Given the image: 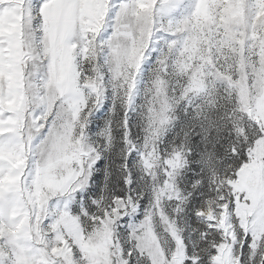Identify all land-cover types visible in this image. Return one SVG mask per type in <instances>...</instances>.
I'll use <instances>...</instances> for the list:
<instances>
[{"label":"clouds","instance_id":"clouds-1","mask_svg":"<svg viewBox=\"0 0 264 264\" xmlns=\"http://www.w3.org/2000/svg\"><path fill=\"white\" fill-rule=\"evenodd\" d=\"M208 7L207 20L193 14L190 19L180 20L173 29H169L174 31L175 38L170 41L165 38L164 42L157 46L161 49L158 53L159 66L149 61L145 63L147 75L142 76V79L145 84L151 85L147 89L151 93V98L145 99L143 104L149 113L153 133L158 134L156 148L159 149L163 145L169 149L176 144L183 154L184 174L199 177L194 184L203 189L199 195L205 198L199 209L203 216L198 218L197 228H204L210 218H215V225L210 226L215 228V232L209 231L208 234L213 236L219 234L223 237L220 222L226 214L225 223L231 226V230L238 237L241 218L236 216L235 210H229L234 196L229 178L235 170L236 160L239 159L236 150L244 148L259 130V125L248 115L251 104H246L245 96L253 98L254 94L264 95V54L261 55L259 70L253 68L255 62L251 59L255 44L248 47L247 57L243 55L244 41L248 39L250 17H233L228 12L229 5L209 4ZM220 8L225 11H218ZM217 17H221L222 21ZM122 22L121 16L118 25ZM152 28L150 18L137 23L132 30L136 47H142L146 43L147 34L152 32ZM125 31L127 30L119 26L115 31L105 27L99 40L95 35L89 40L86 56L77 59L80 53L74 50L73 78L77 83L83 76L86 82L102 81L105 88H111L113 85L122 87L119 84L120 70L123 69L125 72L129 70L125 63V53L133 45V40L123 34ZM24 43L29 49L27 56L30 58L26 68L30 126L33 125L31 121L33 113H42L45 117L52 116L50 133L41 134L37 129L32 134L34 138L41 135L43 138L27 157L29 171L37 173L42 188L45 178L52 170L50 165L62 155L65 145L75 149L81 143L92 146L99 144L95 152L89 153L84 163L95 158L96 153L102 154L106 160L123 154L124 147H118L116 142L119 133L114 130L113 149L106 153L103 138L92 127L93 121L89 116L98 98L89 89L81 87L78 91L71 92L58 84L51 58L46 52L38 51L28 25L25 26ZM260 43L261 52L264 53V40ZM38 65L42 68L39 79ZM75 69H78V72ZM194 77L200 81L201 87L198 90L192 88ZM124 79L127 80V77ZM80 93H83L82 97ZM77 101L78 103H74ZM81 103H86L89 107L88 112L80 107ZM121 103L123 104V100ZM209 119L212 121L211 124ZM43 127L41 124L40 128ZM260 135L264 136V132H260ZM152 139L156 141L157 136L152 135ZM209 156L213 160L212 166H209ZM233 156H236V160L232 159ZM80 169L81 165H75L76 180L80 179L77 174ZM136 169L143 173L139 161L134 162V170ZM55 174L62 180L65 169L57 167ZM138 187H143L145 194H148L149 181L145 179L143 183H138ZM186 190L195 192L196 188L186 186ZM98 195L101 198L96 204L95 211L105 213V219L94 225L83 222L85 231H88L92 244H102L111 250L115 264H127L126 261H121V247L136 248L142 245L143 233H130L123 223L117 222L119 216L115 210L113 218H108L105 209L112 203H116L117 207H121L123 203L113 200L114 189H105ZM163 206L172 216L173 205L166 203ZM173 220L177 236L183 235L185 229L191 231L183 218L173 216ZM37 228L39 230L36 231L34 239L24 237L20 240L22 250L29 255H46L48 264H68L63 257L69 255L68 248L80 242L78 235L69 236V244L65 246L63 253L53 255L51 248L55 242L48 225L43 227L37 225ZM157 235L164 250L168 252L176 250V241L169 228L158 226ZM200 240H203L202 236ZM12 243L6 240L0 245V254L10 253ZM208 243L211 244L212 241ZM151 251L155 253L156 249L152 248ZM169 264H172V261Z\"/></svg>","mask_w":264,"mask_h":264},{"label":"snow or ice","instance_id":"snow-or-ice-1","mask_svg":"<svg viewBox=\"0 0 264 264\" xmlns=\"http://www.w3.org/2000/svg\"><path fill=\"white\" fill-rule=\"evenodd\" d=\"M98 7L90 3V0H24L20 10L23 15V26H30L33 42L38 46V51L46 52L52 61L57 56L61 59L66 56L74 57V50L80 53V57L77 59L83 58L87 55L89 40L94 35L99 40L105 27L115 31L119 26L127 30L123 34L126 32L133 34L132 30L138 22L150 18L154 35L152 34V39L148 41L146 63L150 59L159 62L158 53L161 49L157 46L163 43L165 38L169 41L175 38L174 31L169 29H173L180 20L190 19L197 10V3L196 0H106L102 20L95 26H90V21L99 15ZM3 9L4 5H0V13L3 12ZM121 16L123 22L118 25ZM261 40H264V35L258 42L260 48ZM23 44L22 40V46ZM7 47V43L0 44V49ZM133 47H136L135 38H133ZM128 51L125 53L126 56ZM153 52L157 54L153 56ZM140 67L142 75L143 64ZM41 72L42 68L38 65L37 75L39 78H41ZM86 83L88 82L84 80L83 76L77 83L73 74H70L63 89L75 92L82 87L88 90L83 87ZM108 94L105 92L103 101L97 100V107L91 114L92 116L104 110L105 102L110 99ZM14 103V95L4 91L3 83L0 82V156L5 157L4 161H0V233L3 234L0 238V245H3L6 240L13 242L10 253L0 254V264H35L32 255L22 250L20 240L29 237V235L34 239L36 231L39 230L37 225L43 227V221L47 220L55 242L53 247H56L65 237L61 224L69 214L78 219L88 241L87 245L77 242L71 246V264H101L100 258L88 252V246H94V244L90 242L91 237L88 235V231H85L83 222H86L87 225H94L104 221L105 213H96L95 209L101 198L98 194L108 188L115 190L114 201L123 202L121 207L112 203L105 209L108 218H113V210H115L119 216L117 222L123 223L130 233H143L142 245H138L136 248L121 247V261H126L127 264H169L176 250L168 252L163 249V258L161 259L148 246L144 230L149 223L156 232L158 226L170 229L174 226L173 216H175L183 218L191 229L196 226L197 237H203V240H193L190 234L182 235L185 241L183 245L186 257L184 264H214L217 249L225 243L227 238L219 234L215 236L208 234L209 231L215 232V228L210 227L215 225V218L210 219L204 228H197L198 218L203 216L199 209L205 197L199 195L203 189L194 184V181L199 177L184 174L183 154L176 144L168 149L164 159L176 162L174 164L176 171H169L168 176L173 177L172 183L179 199L162 201L159 193L154 192L152 188L149 187L148 194H145L144 188L138 187L139 178L133 169L134 162L139 161L144 137H141L140 142L136 141L131 114L125 116L122 110L119 113L120 140L123 143L126 135L129 147L132 144L136 145L135 152L127 151L118 157L119 167L126 171L121 174L120 170L106 166L103 173L104 179L101 180L97 169L104 157L102 154L96 153L95 158L84 163L82 173L80 170L77 172L80 176L79 180L65 181L62 179L57 187L45 189L42 188L37 173L29 171L27 157L38 147L39 140L43 138L42 135L34 138L32 134L37 129L41 134L50 133L52 116L45 117L42 113H33L31 115L33 125L30 126V109H28L27 101L24 107L18 105L13 107ZM118 107L111 103L107 112L112 114ZM260 108L264 109V103H261ZM250 110L253 115L258 114L255 104L250 106ZM53 115H55L54 112ZM46 120L47 122H45ZM211 123L212 121L209 119V124ZM41 124L44 125L42 129L40 128ZM261 128H264V124L259 125L257 135L250 138L244 148L236 150L239 159L236 160V156L232 157L233 160H236V165L233 175L229 178L230 182L237 183L236 173L245 165L252 166L255 157L249 159L247 150L251 149L257 140L264 139V136L260 135ZM81 147L88 153L93 152L94 149V146L85 143H81L75 149H70L69 145H65L62 155L50 167L58 166L60 158L69 152L80 154ZM97 156H99L98 160ZM16 161L23 162L24 167L17 168ZM208 162L209 166H212L211 156H209ZM168 176H160L158 182L161 186ZM11 178H15V182H12ZM245 184L247 190L239 195L242 200L247 198L246 202L250 213L248 223L251 227L247 232L240 228V234L236 237L237 242L231 246L232 264H264V167L253 170L245 178ZM186 186L195 187L196 191L190 192L186 190ZM145 198L148 203L143 205L142 201ZM236 199L234 195L232 203L229 205L230 211L235 210L236 212ZM28 202L31 204L30 209H28ZM166 203L173 205L172 216L163 206ZM21 208L29 211V218L24 231L18 233L16 229L21 222V217L17 216L16 219H12L11 216ZM142 208L143 212H141ZM125 221L126 223H124ZM209 241L212 243L209 244ZM46 264H48V260ZM103 264H115V261L111 256L106 255Z\"/></svg>","mask_w":264,"mask_h":264},{"label":"rangeland","instance_id":"rangeland-1","mask_svg":"<svg viewBox=\"0 0 264 264\" xmlns=\"http://www.w3.org/2000/svg\"><path fill=\"white\" fill-rule=\"evenodd\" d=\"M24 0H0V5H4L3 12L0 13V44L7 43L8 47L0 49V82L3 83L4 91L14 95L13 107L17 105L24 107L25 102L28 101V96L26 93L27 88V78L28 73L26 68L28 67L29 57L27 53L29 49L25 45L22 46V40L24 41L25 27L23 26V15L21 13V6L23 5ZM90 3L99 6L98 12L99 15L96 16L92 21H90V26L96 25L97 21L102 20L103 18V7L106 5V0H90ZM197 10L194 14H198L201 19L207 20L209 15V4H222L229 5L228 12L233 17L239 16L240 18L250 17L249 24L250 27L247 31L248 39L244 41L243 46V55L248 56V47L255 44L256 46L252 48L251 59L255 62L253 65L254 69L259 70L261 55L264 54L261 52L259 46V40L262 35H264V0H196ZM220 12H224L225 9H218ZM222 21L221 17H217ZM255 29V30H253ZM111 30V29H110ZM223 31V29H220ZM152 32L147 34L146 43L142 47H133L129 48L128 55L125 58V63L128 66V71L125 72L123 69L120 70V79L119 84L122 87H117L113 85L111 88H105L103 82L95 83L88 82L83 87L88 88L94 96H96L100 101H103L105 92H108L110 99L105 102V108L100 113L95 114L94 116L90 115L89 119L93 121L92 127L97 131L99 136L104 140V150L106 153L110 152L113 149V138L114 130L116 133H120L121 125L119 123V113L122 110L124 115L127 116L131 114L133 120V131L136 133V141L140 142L141 137H144V143L141 144L139 163L143 168V173H140L138 169L133 171L138 176V183H143L145 179L149 181V187L158 192L162 201H167L169 199H179L178 194L176 193L173 186V177L168 176L169 171H176L174 164L175 161H169L164 159L165 153H167L168 148L161 145L159 149L156 148L158 143V134L153 133L152 127H150L149 113L144 107L143 101L145 99L151 98V93L147 91L151 87L150 84H145L142 76L147 75L145 58L148 51V41L152 39ZM130 40H133L134 36L132 33H125ZM167 51V49H164ZM157 53L153 52L152 55L155 56ZM53 62V67L57 73V82L63 87L66 83L70 74H73L74 71V57L66 56L61 59L59 56L55 58ZM154 63L159 66V62L154 59H150L149 63ZM143 64V73L141 75V65ZM165 72L167 68L164 69ZM78 72V69H75ZM127 77V80L124 79ZM37 79L39 76L37 75ZM251 83V81H250ZM201 87L200 81L193 78L192 88L193 90H198ZM81 97L83 93H80ZM97 100L95 101V107L91 108V114L94 112L97 107ZM123 100V104L121 101ZM246 104H255L258 109V114L253 115L252 111L248 109V115L252 120H255L258 125L264 124V109L260 108L261 103H264V95L254 94L253 98H248L245 96ZM74 103H78L74 102ZM111 103L118 105L119 107L112 114L107 112V109L111 107ZM80 107L83 108L85 112L89 111V107L86 106V103H81ZM142 115H139L141 114ZM77 118L78 113H77ZM261 131L264 132V128H261ZM157 136V140L153 141L152 135ZM116 142L118 147H124L125 151H136V145L132 144L129 147V142L127 136L125 135L124 142L120 140V136H116ZM173 146V145H172ZM99 147V144L94 146L95 148ZM249 152V159L253 160V164L250 167L245 165L236 173L238 182L229 183L232 186L233 194L236 196V216L241 218L240 227L249 231L250 224L248 223V216L250 215L248 211L247 198L241 199L239 193H242L247 190V185L245 184V178L251 174L253 170L259 167H264V139L257 140L255 145L247 150ZM123 152V153H124ZM122 154H117L112 157V159H103L99 163L97 169L98 174L101 177V180L104 179V170L106 166H111L113 169L121 171H126L119 167L120 161L118 159ZM89 153L83 150L81 147L80 154L75 152H69L68 154L62 156L59 161L58 166H54L52 170L48 173L44 181V188L57 187L61 178L55 174V169L57 167H63L65 169V175L63 180H73L76 179L74 175L75 165H81L80 172L83 171L84 160L88 158ZM99 156H97V160ZM126 159V157H125ZM5 157L0 156V161H4ZM159 162V164L157 163ZM167 165V167H165ZM17 168H23L24 164L21 161H16ZM71 169V171H69ZM161 175L168 176V179L165 180L163 186L159 184V178ZM156 179H153V177ZM12 182H15V178H11ZM181 184L183 182L181 181ZM134 194V193H133ZM26 196V194H25ZM148 203L147 198L142 201L143 205ZM31 204L28 202V209H30ZM143 212V208L141 209ZM17 216L21 217V222L17 225V232H23L25 227L28 225L29 211L21 208L18 212L11 216L12 219H16ZM139 218V217H138ZM212 219V218H210ZM227 215L221 219L220 227L223 229L224 237L227 239L226 242L217 249V256L214 259V264H232L231 258V246L236 243L235 233L231 230V226L226 224ZM44 225H48V221H43ZM126 223V221L124 222ZM61 227L64 230L65 237L61 239L59 244L56 247L51 248L53 255H59L63 253L65 246L69 244L68 237L73 234L78 235L79 241L82 245H87V237L84 231L79 224L77 218L69 214L65 217ZM193 226L191 231L188 229L184 230V234H190L193 240H198L200 237H197V233ZM145 239L147 244L151 248L156 249V254L163 258V248L159 244V236L157 235L156 230L149 223L148 227L145 228ZM169 232L172 234L173 239L176 241V251L172 258V264H184L186 257L184 256V236H177L175 228L172 227L169 229ZM2 233H0V238H2ZM29 240H32V236L29 235ZM259 240V237H257ZM47 251V250H45ZM71 252L72 248H68L67 256L63 258L71 264ZM88 252L91 255H94L101 260H103L106 255L111 256V250L108 247L103 246L102 244H96L94 246H88ZM32 259L35 261V264H46L48 258L46 255L33 254Z\"/></svg>","mask_w":264,"mask_h":264}]
</instances>
